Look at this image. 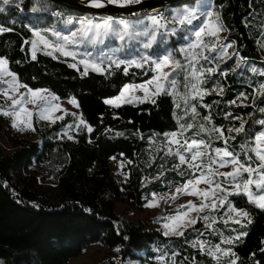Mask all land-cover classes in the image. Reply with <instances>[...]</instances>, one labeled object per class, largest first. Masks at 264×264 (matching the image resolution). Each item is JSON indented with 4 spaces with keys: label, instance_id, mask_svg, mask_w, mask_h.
Segmentation results:
<instances>
[{
    "label": "trees",
    "instance_id": "trees-1",
    "mask_svg": "<svg viewBox=\"0 0 264 264\" xmlns=\"http://www.w3.org/2000/svg\"><path fill=\"white\" fill-rule=\"evenodd\" d=\"M212 2L219 8L234 52L243 60L240 76L243 80L238 81L232 75L235 74L231 72L234 60L227 59L230 72L226 71L225 79L214 81L206 75L202 87L209 93L199 99L200 103L193 101V104L200 117L208 112L212 126L223 129L225 135L235 136L228 142L232 146L230 150L237 153L235 146L242 142L241 133L227 130L240 127L244 121L243 143L250 148L254 134L263 127L258 122L264 120V112L260 111L264 109V95L259 90V85L264 83V75L260 74L264 72V57L260 54L264 44V0ZM18 7L22 13L16 15L10 8L9 14L0 21L3 30L0 31V57L7 59L8 69L29 88L46 89L59 99L74 97L86 123L75 126L67 135L65 128L74 122L68 114L55 122L33 114L35 130L25 128L23 136L17 133L6 136L0 132V264H68L70 258L95 243L116 248L118 258H106L102 264H122L127 259L154 264L163 253L153 250L151 244L168 237L139 220L121 223L115 204L121 202L141 209L151 194L163 192L189 177L185 165L175 167L179 162L174 153L168 154L170 145L164 137L165 133L178 131L176 117L182 116V111L165 94L154 97L155 104L145 101L117 107L104 102L126 84L146 81L152 73L147 68L145 72L131 68L127 73L120 67L102 72L88 68L84 74V67L77 64L71 67L75 63L60 54L37 51L36 58L32 59L28 46L31 32L25 20L42 26L47 24L52 11L65 15L89 10L57 0H22ZM249 63L259 72H252ZM241 93L247 97L244 102H239ZM234 100L236 103L232 104ZM7 103L0 95V104ZM187 122L186 117L181 121ZM194 129L186 131L184 139L196 138L192 134ZM240 154L242 157L244 153ZM110 158L122 164L126 174L124 182H118L113 176ZM228 199L234 207L247 211L252 221L248 223L249 218L244 217L237 230L238 234L246 232L247 235L239 240L230 236L234 240L228 244L234 253L230 260L234 259L236 264H264V209L249 203L244 195ZM182 246L185 245L181 243L177 248ZM187 250L190 260L201 256L190 247ZM172 253L168 250L164 258ZM204 258L208 264L210 259Z\"/></svg>",
    "mask_w": 264,
    "mask_h": 264
},
{
    "label": "snow or ice",
    "instance_id": "snow-or-ice-1",
    "mask_svg": "<svg viewBox=\"0 0 264 264\" xmlns=\"http://www.w3.org/2000/svg\"><path fill=\"white\" fill-rule=\"evenodd\" d=\"M4 4H8L9 0H2ZM107 3H139L140 0H91L94 7H103ZM204 13H199L197 11L185 10L183 13H179L173 16L172 21L166 20L163 16L157 14L153 15L151 19V25L148 29L140 32L132 31V26L127 20L113 21L111 17L102 18L99 22H96L90 18H82L78 21L80 27L76 31H72L69 36H62L60 33L52 31V35L57 37V43H51L48 38L41 34V32H34V36L37 40L31 41L34 51L32 52V59L36 58L35 48L37 44H42L45 47L53 48L54 51L60 52L65 56L77 55L76 52L70 51L69 46L79 47L83 44H103L105 39L110 36H116L120 41H125L126 39L132 40L139 37H147V42L143 43L144 49L152 48L153 44L157 43L158 37L161 42L167 39L168 36H175L177 34L176 27H169L170 24L180 25V26H193V21L199 19ZM214 13L209 11L206 13L205 21L198 27L193 26L190 31L194 39L187 47L179 49V52L184 55L185 64H182L180 60L172 57L169 53L163 57L153 59L150 55H143L139 59L132 60H119L107 58V66L111 67L115 65L119 68L121 65H126L124 67V72L127 73L128 69L132 66L137 68L144 67L145 65H150L154 73H156L152 79L146 81L139 85H124L121 90L120 96L112 99L106 100L105 103L114 104L119 107L120 102L125 93H134L136 90H140L144 93L142 97L130 95L129 98L123 99L124 103H131L133 99L143 103L145 101H150L155 104L156 100L154 97H158L161 94L171 95L178 98V101H183L184 104V116H189L191 120L195 121L199 116L197 112V106L191 104L190 100H195L196 98H203L204 95L209 93V90L202 87L206 83V74H212L217 72L216 67H203L199 68L197 65L200 64L201 60L211 63L209 56L204 55V51H215L217 48L216 43H209L205 38H216L219 39L218 33L223 30V25L220 24L218 17L216 20H212ZM71 22V21H70ZM115 25L122 26L117 30ZM0 31H3L0 29ZM227 47L230 45H220L221 55L219 58L222 60L227 56ZM50 55L52 53H49ZM85 59H81L80 63L85 65V72L89 67L95 71L102 72L106 69L102 67L106 63L103 57H92L91 52H85ZM8 61L6 58L0 57V85H5L6 87H0V95L7 101V108L3 104H0V115L7 116L11 118L12 126L18 128V130L31 129L35 130L32 126L33 109L29 108L28 105H33L37 111L40 119H52L51 113L54 111H60V106L53 104V101H57L59 98L54 94L48 92V90H33L29 88L26 84H22L19 81L18 76L11 72L8 67ZM71 67H76V64L70 65ZM165 69H169L166 71ZM252 72H257L258 69L252 68ZM181 71H184V92L178 90L179 82L175 78L179 75ZM264 75V72L260 73ZM24 89L25 91H21ZM259 90L262 95H264V83L259 85ZM222 93L223 89H219ZM241 96H244L241 93ZM247 97H245L246 99ZM70 104L76 105L78 107V102L73 97L69 100ZM235 104L236 101H231ZM176 108H181V103L177 102L175 104ZM205 107L210 108V105H205ZM66 111V110H65ZM264 112V109H260ZM73 115H75L73 113ZM184 116H177V122L179 125L178 131H173L171 133H165L164 137L169 145L175 144L177 146L175 155L178 156L179 164L175 167L179 168L180 165H187L188 169L192 170V175L194 178L188 179L184 182L181 188H178L177 192H188L193 196L202 197L203 201H208L211 196L212 199L208 203L201 202L200 204H194L192 201H188L187 205H182L181 207H186L187 211L177 212L176 216L170 218L169 223H165L164 227L169 229V232H165V235L175 234L177 236L184 235L181 230L183 227H188L190 225H195L197 223V218L189 217V212L200 213L203 212L205 208L216 209L217 207L224 206L226 203L228 205V219L233 220L235 223H240L239 219H234L235 217H248V223H251V218L249 213L243 209L235 208L231 201H229V195H245L249 203L255 204L257 207L264 209V132H260L254 138V146L250 147L245 144L241 145V149L244 151V156L241 157L239 153L230 150L228 140L235 139V136L226 137L224 130L211 125V116H203L201 119L208 122V124H198L193 123H181ZM62 117L56 116L52 119H61ZM234 119H240L235 117ZM81 124H85L82 118L80 119ZM261 125H264V120L259 121ZM245 122L241 121L240 127L228 129L229 133H241L245 131ZM71 127V126H70ZM198 127L200 133H207L209 139L204 138H193L191 140L184 139L181 143L180 137H183L184 133L189 129ZM88 131L91 132L92 128L89 126ZM223 140L224 147L212 148L211 139ZM71 139V137H69ZM248 152L254 154L255 159ZM168 154H173L171 147H168ZM205 158H207L205 160ZM218 165V167H214ZM230 167L231 171L220 172V168ZM199 175H196V173ZM181 175H184L181 172ZM223 177L225 180L231 182V188L222 187L221 182H216L215 177ZM255 177V178H254ZM204 183L208 185L205 189H200L198 186ZM218 193H223V195H218ZM175 196H173V199ZM156 201H153L149 206H155ZM205 222L209 220L208 216L199 217ZM216 222V218L212 217V223ZM227 221H225L226 223ZM211 227V224L207 225ZM247 235L246 232H240L239 235L235 237V240H239L241 236ZM207 242L196 241L193 243V247L199 246L202 250L205 248ZM222 243L233 244V238H226L222 240ZM216 252L222 255L229 256L234 255L231 248L222 249L219 244L208 249V254L215 257ZM175 255V254H173ZM219 259V257H215ZM159 260H163L164 256L161 255L157 257ZM229 264H236V261L230 260Z\"/></svg>",
    "mask_w": 264,
    "mask_h": 264
},
{
    "label": "rangeland",
    "instance_id": "rangeland-1",
    "mask_svg": "<svg viewBox=\"0 0 264 264\" xmlns=\"http://www.w3.org/2000/svg\"><path fill=\"white\" fill-rule=\"evenodd\" d=\"M21 2L22 0H9L8 4H4L2 0H0V21L3 20V17L6 14H9L8 10L10 8H13L12 6H14L13 9L14 11H16V15L19 13H22L18 7L19 3ZM86 3L93 6L91 3V0H88ZM112 4L123 5V4H131V3H112ZM185 10H191V11H197L199 13H204V15L200 16L199 19L193 21V26L198 27L200 24H202L207 18L206 13L209 11L214 13L212 20L214 21L218 17L220 24H222V21L219 15V8L213 4L212 0H189L180 5L162 6L160 9H153L149 12L142 13L141 15L137 14L135 16L121 15V16L116 17V16H113L114 14L100 13L97 11H93V12L83 11L80 13H68L64 15L61 13H57V11H52V13H50L51 15H49V21L47 22L46 25L44 24L42 26H39L38 24H33L31 20H25L24 23L31 32V38H30L28 46H29L30 55L32 56V52L34 51V49L32 47L31 41L37 40V37L34 36V32L36 31L41 32V34L45 35L51 43L55 44L59 41L57 37L52 35V31L58 32L62 36H69L72 31H76L80 27V24L78 23V21L85 17L93 19L96 22H99L102 18H105V17H111L113 21H119L121 19L127 20L132 26V31L140 32L150 27L151 25L150 18L153 15L159 14L163 16L166 20L172 21L174 15L183 13ZM30 18L31 19L33 18L32 13H30ZM193 26H180V25L170 24L169 27L177 28V34L175 36H168L167 39L164 40L163 42H161L160 38L158 37L157 43L153 44L152 48L150 49L143 48V43L147 42V37H139L137 39H132V40L126 39L125 41L122 42L118 39V37L110 36L105 39V42L103 44H99V43L96 45L83 44V45H80L79 47L69 46L70 51H74L77 53L75 57L65 56L60 52L54 51L53 48L45 47L44 45L39 44V43L37 44L35 48V52L43 51L46 53L60 54L62 56L70 58L73 63L77 65H81L84 68H85V65L80 63V60L87 58L84 56L85 52H91L92 57L94 58L96 57L105 58L106 63L102 65V67H104L106 70L117 68L115 65H112L111 67L107 66L108 57H111L112 59L128 61L132 59H139L141 56L145 54L152 56L153 59H156V58L163 57L164 55L171 53L172 57L180 60L182 64H185L186 61H185L184 55L179 52V49L187 47L188 44L191 43L192 40L194 39V37L192 36V32L190 31V29H192ZM114 27H116L117 30H119V28L122 26L114 24ZM218 36H219V39L207 38V37L205 38V40L208 41L209 43H213V42L216 43L217 48L215 51L205 50L204 55H207L210 57L211 63L201 60L200 64L197 65V67L198 68L200 66H203L205 68L216 67L218 69L217 72L212 73V74H206V75L208 77L210 75L214 78L213 79L214 81H218L220 78L225 79L226 71L230 72V68L226 66L225 60L232 58L234 60V64L231 68L232 69L231 72H235L237 76L235 74H232V75H234V77H236L238 81L240 80L242 81L243 77H240V76L243 75L244 63H243V60L239 59L238 55L234 52L233 43L230 40H228V36L226 34V30L224 29V26H223V30L218 33ZM221 44L230 45V47H227V56H225L222 60L217 59L221 55V48H220ZM259 48H260V45H259ZM260 54L262 57H264V44L262 46V49L260 50ZM125 66L126 65H121L120 68L123 70ZM89 68L92 69L91 67ZM131 68L141 69V70H144V72L146 68L149 69L152 73H151V76L146 81L152 79V77L156 74L152 71L150 65H145L144 67H141V68L132 66L129 69ZM248 68L250 70L253 68L251 63H249ZM165 70L168 71L169 69H165ZM233 70H238V72L233 71ZM184 76H185L184 71H181L179 75L175 77L179 82L178 90L180 92L185 91L183 87ZM146 81H143L140 83H128V85H133V84L139 85V84L145 83ZM3 87H6V86L3 85ZM123 87L121 88V90L123 89ZM214 88L215 87L212 86V90H214ZM33 90H43V89H33ZM121 90L119 91L117 95L106 98L104 102L106 100H112L120 96ZM21 91H25V90L21 89ZM130 95L142 97L144 93L140 90H136L134 93H131V94L126 92L125 97L122 98L120 104H125L124 102H122L123 99L129 98ZM1 97L5 100V98L2 95ZM171 97L174 100V104H176L177 102L181 103V108H179V110L182 111L181 115L184 116L183 101H178V98L173 97V96ZM70 99L71 98L58 99L57 101H53L52 103L59 105L61 110L54 111L51 113L52 119H54L56 116L63 117L65 114H68L72 118V120H74V122L68 124L64 130L65 134L67 135L70 134L71 130H73L75 126L81 124L80 123L81 114L78 110V107L76 105L70 104L69 103ZM199 99L200 98H196L195 100H190V103L193 104V101L200 103ZM244 101H245L244 96H239V102H244ZM138 102L139 101L133 99L131 103L134 104ZM108 105L115 106L114 104H108ZM28 107L32 108L33 114H35L39 118L34 106L28 105ZM5 108H7V105L5 106ZM73 113L75 115H73ZM206 114L207 115L205 116L209 115L208 112ZM184 117L187 118L188 122L193 123L194 125H198L202 123L208 124V122L201 119L202 117L200 116H198L195 121L191 120L190 115L184 116ZM52 119H44V120H52ZM208 126H212V116H211V125H208ZM0 132L2 135L5 134L6 136L13 135L14 133H17L18 135L23 136L22 135L23 132L21 130L16 131L15 128L12 126L11 118L7 116H3V115H0ZM197 132H199V129L198 127H195V129L192 131V134L193 133L197 134ZM260 132H264V125L261 130H259L258 132L254 134L253 142H254L255 136L259 134ZM225 136L231 137L233 135L227 134ZM24 137L29 138L28 136H24ZM189 138L191 137L189 136ZM199 138H204L206 140L209 139L207 133H200L199 136L196 137V139H199ZM180 139L182 140L181 143H183L184 137H180ZM212 140H216L214 136L211 139L212 148L224 147V143L214 144ZM240 140L242 142L239 143L237 146H235L237 148V150L235 151H238L237 153L239 154L241 152L244 153L245 151L241 149V145H245V143H243V141H245V131L241 132ZM221 142H223V140H221ZM253 146H254V143H253ZM170 147L172 148L173 153L175 154L177 146L175 144H172L170 145ZM229 147H232V146L229 145ZM248 154L252 155L253 159H255L253 153L248 152ZM176 158L179 162L178 156H176ZM206 159L207 158H205V160ZM185 166L189 172L188 178H186L180 184L172 185L170 188H168L167 190L163 192H160L158 194H151L148 198V201L144 204V206L141 209H138L135 206L133 207L128 206L121 202H116L115 206H116V211L120 217L119 220L121 223H125L128 220L142 221L146 223V226L148 228H155L159 230L163 236L168 237L165 240L159 239L160 241H157L158 244L156 245L151 244V248L155 251L157 250L161 251L164 257L166 256V253L168 250L173 251L171 255H169L167 258H164L163 260L156 259L154 264L156 262H158L159 264H205L206 258L204 257H207L210 259V262L208 264H229L230 255L225 256L219 252H216L215 257H219V259H216L214 256L208 254V249L212 248L213 246L217 244H219L222 249L229 248L228 244L222 243V240L226 238L236 237L237 235H239L237 233V230L239 227H241L244 217H235V215L233 214L234 219L240 220L239 224L235 223L233 220H229L228 215H227L229 211L227 203L224 206L217 207L216 209L205 208L204 211L200 213L189 212V217L197 218V223L195 225L183 227L181 230L184 232V235L182 236H177L175 234L165 235V232L170 231L169 229L164 227L165 223H169L170 218L176 216L177 212L187 211L186 207H181L182 205L186 206L188 201H192L194 204H200L201 202L208 203L212 199V197L210 196L208 201H203L202 197L191 195L190 194L191 190H189L188 192H183V191L177 192L176 191L178 188L182 187V185L184 184L186 180L194 178L192 175V170L188 169L187 165ZM214 167H218V165H215ZM110 168H111V171L115 179L118 182H124L126 178V174L122 170V164L120 163V161L115 158H110ZM219 171L228 172V171H231V168L224 167V168H220ZM196 175H199V173L197 172ZM215 181L221 182L222 187L224 188L232 187L231 182L228 180H225L223 177H219V176L215 177ZM198 187L200 189H205L208 187V185L201 183ZM218 195H223V193H218ZM173 196H175L174 199H173ZM231 196H237V195H229V197ZM244 197L248 201L245 195ZM153 201H156V205L149 206ZM238 209H243V208H238ZM203 216H208L209 220L205 222L203 219L199 218ZM212 217L216 218L215 223H212ZM225 221L227 222L225 223ZM208 224H211V227H208L207 226ZM185 230L187 231L185 232ZM230 230L232 231L231 235L228 234V231ZM173 237H176V238H173ZM178 238H181V241ZM196 241L207 242L205 244V248L202 250L199 246L193 247V243ZM181 243L184 244L185 246H182L181 248H177L179 247V245H181ZM188 247L199 252L201 256H199L198 259L196 258L194 259L193 257L192 260H190L189 258L190 253H189V250H187ZM106 258H112L113 260H116L118 258V255L116 254V248H106L102 246L101 244L95 243V244H90L87 247H85L79 255L70 258L68 260V264H102L104 260H106ZM122 264H140V263L137 260L127 259V260H124Z\"/></svg>",
    "mask_w": 264,
    "mask_h": 264
},
{
    "label": "water",
    "instance_id": "water-1",
    "mask_svg": "<svg viewBox=\"0 0 264 264\" xmlns=\"http://www.w3.org/2000/svg\"><path fill=\"white\" fill-rule=\"evenodd\" d=\"M62 3L68 4L71 7L89 10V11H97L100 13L107 14H118V15H130L142 10H147L153 8L155 6H165L171 3L182 2L184 0H140L139 3H131V4H112L105 2V6L97 8L87 4L88 0H57Z\"/></svg>",
    "mask_w": 264,
    "mask_h": 264
}]
</instances>
